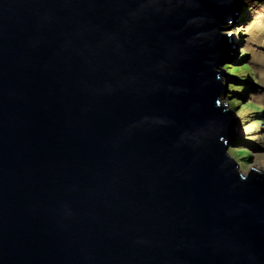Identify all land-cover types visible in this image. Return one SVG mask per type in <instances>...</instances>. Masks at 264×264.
Instances as JSON below:
<instances>
[{
    "label": "water",
    "instance_id": "1",
    "mask_svg": "<svg viewBox=\"0 0 264 264\" xmlns=\"http://www.w3.org/2000/svg\"><path fill=\"white\" fill-rule=\"evenodd\" d=\"M241 3L0 0V264H264L220 105Z\"/></svg>",
    "mask_w": 264,
    "mask_h": 264
},
{
    "label": "rangeland",
    "instance_id": "2",
    "mask_svg": "<svg viewBox=\"0 0 264 264\" xmlns=\"http://www.w3.org/2000/svg\"><path fill=\"white\" fill-rule=\"evenodd\" d=\"M226 28H230L227 34L231 37L228 44L231 53L224 55L226 64L220 69L227 75L219 76L220 81L223 84L227 83V89L232 85H239L232 80L234 77L231 71L235 66H243V63L250 64L252 73L249 76L250 81L245 80L247 76L242 79L243 87L249 85L248 88H253L251 92H247L245 98L243 95L241 97L233 95V92L228 90L220 98V103H225L232 112V119L236 125L232 144L227 152L237 163L238 171L246 176L252 169L264 172V128L260 129L258 124V120L264 121V118L256 116L245 120L242 118L243 114L252 111L247 106L249 103L264 107V0H242L239 17L236 22L228 23ZM241 50L243 55L240 54ZM245 139L254 145V149L249 151L251 157L248 160H243L247 153L241 155L238 153L239 150L249 149L246 144H241Z\"/></svg>",
    "mask_w": 264,
    "mask_h": 264
},
{
    "label": "trees",
    "instance_id": "3",
    "mask_svg": "<svg viewBox=\"0 0 264 264\" xmlns=\"http://www.w3.org/2000/svg\"><path fill=\"white\" fill-rule=\"evenodd\" d=\"M243 59H245V57ZM226 68L228 69V68H231V67H226ZM242 68L247 69V71L243 72V73H240V74H233L234 70L242 69ZM250 71H251V67H250L249 63L248 64H243V66H241V67L235 66L232 69V71H231V73H232V75L234 77V78H232V80L234 82L239 83V85H232L226 90L230 91L231 93L233 92L232 94L233 95H237L238 97H239V95H240V97L243 95L244 98H245V95L247 94V92H251L253 90V88H248L249 85H246V86L244 85V87H243V85H240V84H242V79H244L245 76H247L245 78V80L249 79L248 81H250V77L249 76L252 75V73ZM248 84H250V83L248 82ZM247 106H248V108H251L252 111L246 112L247 114L245 113V114L242 115V118L244 120L252 118L254 116L264 118V107L263 106H261V105L259 106V105H256L254 103H249ZM261 120H258V122H259L258 124L260 125V129H263L264 128V121L263 120L261 121ZM258 136H260V135H258ZM241 144H246L249 147V149L248 150L243 149L244 151L239 150L238 153H239V155H241L242 153H247V156L245 155V157H243L244 158L243 160H248L251 157L249 151L251 149H254V145H252L251 142L247 141L246 139L243 140V142H241Z\"/></svg>",
    "mask_w": 264,
    "mask_h": 264
},
{
    "label": "clouds",
    "instance_id": "4",
    "mask_svg": "<svg viewBox=\"0 0 264 264\" xmlns=\"http://www.w3.org/2000/svg\"><path fill=\"white\" fill-rule=\"evenodd\" d=\"M240 54L241 55H243L244 53H243V50H241L240 51ZM243 64H248V63H243ZM247 71V69H244V68H242V69H236V70H234V73L233 74H240V73H243V72H246ZM225 74V73H224ZM240 85H242V84H240ZM222 104H225V103H222ZM221 103H220V105H222ZM227 106V105H226ZM228 153V152H227ZM237 175V174H236ZM238 176V175H237ZM239 178H240V180H241V182H244L245 181V178L244 177H241V176H238Z\"/></svg>",
    "mask_w": 264,
    "mask_h": 264
},
{
    "label": "bare ground",
    "instance_id": "5",
    "mask_svg": "<svg viewBox=\"0 0 264 264\" xmlns=\"http://www.w3.org/2000/svg\"><path fill=\"white\" fill-rule=\"evenodd\" d=\"M231 40L230 38L228 39V41ZM227 53H231L230 50H227Z\"/></svg>",
    "mask_w": 264,
    "mask_h": 264
}]
</instances>
